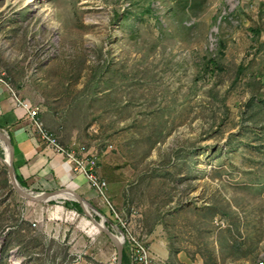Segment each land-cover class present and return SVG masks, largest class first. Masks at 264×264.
Masks as SVG:
<instances>
[{
	"label": "rangeland",
	"instance_id": "rangeland-1",
	"mask_svg": "<svg viewBox=\"0 0 264 264\" xmlns=\"http://www.w3.org/2000/svg\"><path fill=\"white\" fill-rule=\"evenodd\" d=\"M36 3L0 0V77L99 157L119 218L99 195L94 218L174 264H264V0ZM65 202L0 161V264H117Z\"/></svg>",
	"mask_w": 264,
	"mask_h": 264
},
{
	"label": "crops",
	"instance_id": "crops-1",
	"mask_svg": "<svg viewBox=\"0 0 264 264\" xmlns=\"http://www.w3.org/2000/svg\"><path fill=\"white\" fill-rule=\"evenodd\" d=\"M5 74H2V76L4 77ZM0 79L3 80V82L0 81V130L5 132L11 140L14 149V167L16 173L26 184L24 188H29L35 192L70 189L77 192L90 204L105 208L106 205L104 203V206L97 204L96 198L98 194L89 187L82 176L75 173L66 159L62 155L48 149L41 142L32 127L27 111L15 104L9 86L11 85L10 83L23 85V78L12 76V78L0 77ZM19 92V97L22 100H26L32 106L40 109V116L46 127L59 135L57 127L53 125L45 109L28 98L24 99L22 96L23 89H20ZM59 139L63 145L68 146V142L61 135H59ZM98 174L108 182L107 193L110 190L109 196L116 203L118 201L117 195L110 187L113 179L109 174H101L100 166Z\"/></svg>",
	"mask_w": 264,
	"mask_h": 264
},
{
	"label": "built area",
	"instance_id": "built-area-1",
	"mask_svg": "<svg viewBox=\"0 0 264 264\" xmlns=\"http://www.w3.org/2000/svg\"><path fill=\"white\" fill-rule=\"evenodd\" d=\"M0 81L3 82L2 79H0ZM9 89L13 94L15 104L27 111L32 127L38 134L41 142L48 149L62 155L75 173L86 180L89 187L104 199L115 216L119 218L118 213L112 207L107 197L109 184L98 174L99 157L90 153L84 146L76 148L77 145L75 143L71 146L63 145L58 137L46 127L41 119L40 109L32 106L28 101L22 100L12 87L9 86ZM119 225L122 229L119 230L118 227L117 235L123 241L125 250L128 254L129 264H174L169 260H162L154 257L145 240L133 233L129 229L127 223L119 220Z\"/></svg>",
	"mask_w": 264,
	"mask_h": 264
},
{
	"label": "water",
	"instance_id": "water-1",
	"mask_svg": "<svg viewBox=\"0 0 264 264\" xmlns=\"http://www.w3.org/2000/svg\"><path fill=\"white\" fill-rule=\"evenodd\" d=\"M0 141L5 143L10 150V153L7 154V151L5 150L4 157L0 156V161L3 162L8 170V174L10 177L11 184L13 185L14 189L16 192L25 200L34 202V203H39V204H44V203H49L51 201H55L57 199H64V200H70L68 198H62L61 196L69 194L72 196H75L77 199L74 200L77 203L81 204L84 212L92 218L93 216L88 213V208H91L95 212H97V209L94 208L92 204H90L88 201H86L82 196H80L77 192L70 190V189H61L57 191H52V192H42L38 193L33 190H29L24 188L18 181L17 179V173L14 167V149L13 145L11 143V140L9 136L6 133H3L0 131ZM93 219V218H92ZM105 219H102L100 222H98L95 218L93 221L102 227L103 233L113 242L114 246L117 249V254H118V260L117 264H123V255H124V244L121 238L114 233L113 231L109 230L106 227V224L104 221Z\"/></svg>",
	"mask_w": 264,
	"mask_h": 264
},
{
	"label": "trees",
	"instance_id": "trees-1",
	"mask_svg": "<svg viewBox=\"0 0 264 264\" xmlns=\"http://www.w3.org/2000/svg\"><path fill=\"white\" fill-rule=\"evenodd\" d=\"M0 156L4 157V153L3 150L0 147ZM17 179L19 181V183L23 186L26 187V184L22 181V179L19 177V175L17 174ZM53 203V202H52ZM64 206L68 209H72L75 210L76 212L82 214L84 212V209L82 207L81 204L74 202V203H70V202H65ZM123 264H129V259H128V254L126 252V250H124V255H123Z\"/></svg>",
	"mask_w": 264,
	"mask_h": 264
},
{
	"label": "bare ground",
	"instance_id": "bare-ground-1",
	"mask_svg": "<svg viewBox=\"0 0 264 264\" xmlns=\"http://www.w3.org/2000/svg\"><path fill=\"white\" fill-rule=\"evenodd\" d=\"M33 1H37V3L35 4L36 6L40 3L41 0H33ZM4 143V142H3ZM4 146H5V150L7 151V154L10 153V150H9V147L4 143ZM62 198H68V199H72V200H76L77 198L75 196H72V195H69V194H66V195H63L61 196ZM88 213L92 214V212H90V208H88ZM94 218V216L92 217ZM91 218V219H92ZM105 221V220H104ZM91 224V226L93 227V232L94 234H100V231L103 232L102 230V227L100 225H97L93 220L89 222Z\"/></svg>",
	"mask_w": 264,
	"mask_h": 264
}]
</instances>
